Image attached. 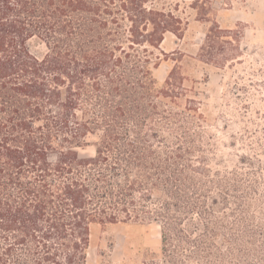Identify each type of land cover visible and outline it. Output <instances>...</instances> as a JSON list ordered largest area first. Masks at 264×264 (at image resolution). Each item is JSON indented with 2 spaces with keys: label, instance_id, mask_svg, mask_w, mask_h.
Returning <instances> with one entry per match:
<instances>
[{
  "label": "trees",
  "instance_id": "16d2710c",
  "mask_svg": "<svg viewBox=\"0 0 264 264\" xmlns=\"http://www.w3.org/2000/svg\"><path fill=\"white\" fill-rule=\"evenodd\" d=\"M160 2L0 0V264H90L97 223H158L162 256L142 264H224L253 236L257 180L211 168L179 67L157 86L165 35L184 29ZM226 32L210 28L204 58Z\"/></svg>",
  "mask_w": 264,
  "mask_h": 264
},
{
  "label": "rangeland",
  "instance_id": "374dc122",
  "mask_svg": "<svg viewBox=\"0 0 264 264\" xmlns=\"http://www.w3.org/2000/svg\"><path fill=\"white\" fill-rule=\"evenodd\" d=\"M183 20V32H167L162 57L154 69L157 86L165 85L170 71L179 67L185 85L201 107L204 133L212 145L211 168L230 172L239 168L256 179L254 205H247V236L237 258L224 264H264V0H161ZM226 29L222 48L207 60L201 55L212 27ZM36 55L47 47L34 38ZM158 53L160 51L157 50ZM219 61V62H218ZM98 137L90 135L81 155H94ZM230 221H234L229 218ZM248 231V230H247ZM228 245L222 250L227 252ZM162 256L161 226L155 222L93 224L88 249L90 264H142ZM197 264L196 261L192 262Z\"/></svg>",
  "mask_w": 264,
  "mask_h": 264
}]
</instances>
